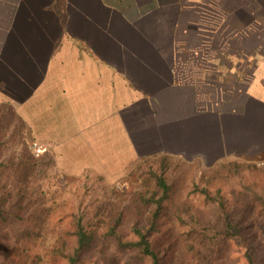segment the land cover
Returning a JSON list of instances; mask_svg holds the SVG:
<instances>
[{
	"label": "crops",
	"instance_id": "obj_1",
	"mask_svg": "<svg viewBox=\"0 0 264 264\" xmlns=\"http://www.w3.org/2000/svg\"><path fill=\"white\" fill-rule=\"evenodd\" d=\"M0 118L66 177L264 162V0H0Z\"/></svg>",
	"mask_w": 264,
	"mask_h": 264
},
{
	"label": "rangeland",
	"instance_id": "obj_2",
	"mask_svg": "<svg viewBox=\"0 0 264 264\" xmlns=\"http://www.w3.org/2000/svg\"><path fill=\"white\" fill-rule=\"evenodd\" d=\"M228 163L239 167L229 173L220 170V165ZM0 164V202L6 198L7 207L9 203L20 200L24 212L21 219L26 224L29 218L35 219L48 230L67 227L73 217H78L87 226L99 230L96 244L89 253L116 264H134L131 260L133 254L119 250L111 238L103 237V232L107 226L116 224L117 231L126 235L133 223L144 222L147 213L139 215L137 194L154 190L158 178H163L168 184L174 183V190L166 204L161 232L157 237L174 239L180 246L172 251V261L185 258L181 255L185 252L189 264H205L203 251H198L203 239L195 233H188V228L178 221L176 214H180L185 222L194 215L214 224L215 208L203 200L200 190L206 188L212 192L219 188L225 202L232 205L239 198V193L247 194L246 189L260 192L259 186L264 185L261 170L264 162L235 160L205 164L172 157L165 168L160 158L141 161L123 179L107 180L88 175L66 177L56 171L49 156L42 153L35 157L17 133L3 130V123H0ZM248 166H255V169ZM243 226L251 232L246 236L253 238L254 247L260 250L258 257L264 264V220L252 214L244 220ZM13 231L6 230L4 237L11 238L9 232ZM222 236L227 237L228 234L223 233ZM184 245L190 246V251L183 248ZM224 246L221 253L213 256V264L235 263L231 247L228 244Z\"/></svg>",
	"mask_w": 264,
	"mask_h": 264
},
{
	"label": "trees",
	"instance_id": "obj_3",
	"mask_svg": "<svg viewBox=\"0 0 264 264\" xmlns=\"http://www.w3.org/2000/svg\"><path fill=\"white\" fill-rule=\"evenodd\" d=\"M171 157H161L163 168L168 165ZM0 164V168H1ZM220 170L229 173L239 167L233 163L222 164ZM252 169L255 166H248ZM264 174V167L261 169ZM216 171V170H215ZM211 173H214L213 171ZM174 184V183H173ZM168 184L163 178H158L155 189L139 192V215L146 212L144 222H135L127 234L117 231V225H109L103 232V237L111 238L116 247L132 253L131 260L134 264H189L188 255L185 258L172 261V251L180 245L174 239L157 237L161 232V221L165 214L166 204L171 200L174 185ZM260 192L246 189L247 194L239 193V198L230 205L225 202L222 191L217 188L212 192L209 189L200 190L203 200L211 204L216 220L212 224L209 220H202L190 215L188 221L182 220L176 214L178 221L188 228V233H195L202 237L198 251H203L205 264H213V256L221 253L224 245L232 249L234 264H262L258 257L260 250L254 247L253 238L246 236L248 232L243 226L244 220L254 214L264 220V185H260ZM241 202V204H238ZM7 203L6 198L0 202V264H116L115 261L94 257L89 253L98 239V229L87 226L78 217H73L67 227L48 230L43 223L29 218L25 223L22 220V207L20 200ZM182 213V211L180 210ZM31 219V220H30ZM30 220V221H29ZM187 224V225H185ZM260 227V226H259ZM13 229L11 238H5L6 230ZM228 234V238L222 236ZM218 235L220 236L218 239ZM226 238V239H224ZM264 240V238H263ZM176 243V244H175ZM185 246V245H184ZM190 251V246L183 247Z\"/></svg>",
	"mask_w": 264,
	"mask_h": 264
},
{
	"label": "built area",
	"instance_id": "obj_4",
	"mask_svg": "<svg viewBox=\"0 0 264 264\" xmlns=\"http://www.w3.org/2000/svg\"><path fill=\"white\" fill-rule=\"evenodd\" d=\"M28 146L35 157H39L42 154V149L39 146L35 144H29Z\"/></svg>",
	"mask_w": 264,
	"mask_h": 264
}]
</instances>
